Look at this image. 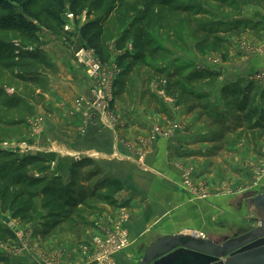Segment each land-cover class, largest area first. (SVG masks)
Listing matches in <instances>:
<instances>
[{
	"label": "rangeland",
	"instance_id": "1",
	"mask_svg": "<svg viewBox=\"0 0 264 264\" xmlns=\"http://www.w3.org/2000/svg\"><path fill=\"white\" fill-rule=\"evenodd\" d=\"M109 12L104 35L109 60L102 64L108 81L117 85L111 90L112 120L93 105L97 85L75 57L86 47L80 27L104 19ZM144 16L151 17L147 31L163 51L140 61L134 59L133 36L124 49L120 42L136 31L133 25H141ZM43 20L38 44L0 31V171L24 167L20 175L62 185L77 203L64 223L44 232L45 212L32 224H24L4 213L0 201V226L12 233L10 239L0 241V264H119L120 256L129 260L133 256L128 253L134 243L125 228L130 202L123 200L121 181L93 158L70 161L63 153L38 152L32 143L40 113L49 117L52 107L48 104L60 96L56 91L62 74L59 62L70 44L75 46L74 62L91 85L92 97L87 100L93 115L101 118L103 114L114 125L119 105L153 111L165 118V124L153 126L152 141L177 139L186 132V119L198 123L199 135L193 144L199 146L187 150L198 155L201 179L195 177L199 165L192 164L183 171L182 184L188 181L189 190L201 201L214 197L225 204L236 202L239 194L246 196L238 203L241 206L232 207L231 217L218 213L215 223H207L206 238L223 244L258 228L261 216L250 210L248 199L257 190L264 192V130L255 128L264 116V64L251 72L252 66L246 63L259 57L264 60V0H152L151 5L147 0H112L101 10L96 9L95 0H87L79 18L64 14L62 22L55 23L43 14ZM36 50L45 57L44 65L22 57ZM241 71L251 74L235 75ZM192 76L194 81L188 82ZM231 90L240 94H229ZM246 95L249 105L239 110ZM114 180L122 186L117 194L112 190ZM102 196H110L113 205L104 203ZM118 210L121 215L114 217ZM115 219L116 227L110 225ZM119 238L128 240L122 249L109 243ZM147 249L144 246L139 256L134 254L132 264H140Z\"/></svg>",
	"mask_w": 264,
	"mask_h": 264
},
{
	"label": "crops",
	"instance_id": "2",
	"mask_svg": "<svg viewBox=\"0 0 264 264\" xmlns=\"http://www.w3.org/2000/svg\"><path fill=\"white\" fill-rule=\"evenodd\" d=\"M70 47L63 50V60L59 62L62 74L56 80V91L60 96L48 104L52 107L49 117H43L44 111L40 113V127L33 134L32 143L38 152L63 153L70 161L93 158L121 181L123 200L130 202V208L125 212L128 216L125 228L134 245L128 253L133 255L132 261L120 256L119 264H132L134 254L139 256L144 246L149 248L163 236L180 233L200 235L207 223L216 222L218 213L222 217H231L232 207L243 201L244 194L236 196L237 203L232 200L225 204L217 203L221 200L214 197L201 201L182 184L183 171L192 164L199 165L196 152H190L195 150H187L199 146L193 144L199 135L198 123L191 118L186 119V132L178 135L177 139L158 137L152 141L149 137L153 126L165 124V118L153 111L137 105H119L114 125L107 122L103 114L101 118L97 117L98 114L93 115L87 100L92 97L91 85L84 80L85 76L72 58L75 46L70 44ZM248 63L252 66L251 72H257L264 60L259 57L248 60ZM244 73L247 76L251 74L241 71L235 75ZM245 164L248 162L242 163L241 167ZM196 167L199 175L195 177L201 179L200 165ZM119 213L118 210L113 216H120ZM116 220L110 225L116 227Z\"/></svg>",
	"mask_w": 264,
	"mask_h": 264
},
{
	"label": "trees",
	"instance_id": "3",
	"mask_svg": "<svg viewBox=\"0 0 264 264\" xmlns=\"http://www.w3.org/2000/svg\"><path fill=\"white\" fill-rule=\"evenodd\" d=\"M109 1L112 0H95L96 9H103L104 5ZM151 1L147 0L150 5ZM40 6H44V12L39 11ZM86 9L87 0H0V11L5 14L0 16V31L15 34L31 44H38L40 42L39 33L45 23L43 14L47 16L49 21L61 23L62 15L67 12H71L75 18H79ZM91 15V12L88 11V19ZM110 15L111 12L107 13V17L102 20L89 21L83 24L79 30L80 37L86 43V46L93 50L104 64L109 60L104 43V35ZM150 19L151 17L144 16L141 19L143 22L141 25H138V27L137 24L133 25L136 31H130L120 42V49H124L129 38L131 36L134 37V59L136 60L145 61L147 58H154L160 50L163 51V47L159 46L156 39L147 31L148 27H150ZM49 29L54 28L49 27ZM22 57L43 65L46 63L45 57L39 50L24 53ZM187 81H194V77H190ZM116 86L114 85V88ZM180 89L184 90L183 85L180 86ZM229 94L237 96L240 92L231 90ZM249 101V95H246L239 110L245 111ZM255 128L264 130V116ZM33 161L40 162V160L36 159ZM22 171H24V167L21 170L13 167L0 171L2 211L11 213L14 219H19L24 224H32L36 220L37 215L43 211L46 213L43 217L44 221H46L44 222V232L51 229L55 230L71 215L70 211L76 206L77 201L69 198V194L62 185L55 182L46 184L47 180L40 178L30 179L23 177L20 175ZM112 186L115 194L122 188L121 183L116 180L112 182ZM102 197L104 203L109 201L113 205L109 198L110 196ZM10 237H12V233L2 229L0 226V241L5 242Z\"/></svg>",
	"mask_w": 264,
	"mask_h": 264
},
{
	"label": "water",
	"instance_id": "4",
	"mask_svg": "<svg viewBox=\"0 0 264 264\" xmlns=\"http://www.w3.org/2000/svg\"><path fill=\"white\" fill-rule=\"evenodd\" d=\"M249 207L261 216L252 232L223 244L197 233L166 235L147 249L140 264H264V192L257 191Z\"/></svg>",
	"mask_w": 264,
	"mask_h": 264
},
{
	"label": "built area",
	"instance_id": "5",
	"mask_svg": "<svg viewBox=\"0 0 264 264\" xmlns=\"http://www.w3.org/2000/svg\"><path fill=\"white\" fill-rule=\"evenodd\" d=\"M65 16L69 19L74 18V15L69 12H67ZM75 57L77 59L79 67L85 71L87 78L94 81L95 85H97L95 86L96 90L93 91V105L95 106V108L102 110V112L108 117L110 114V100H112L113 96L111 90L114 88V84L108 81L104 65L102 64L99 57L96 56L94 51L89 49L87 46L82 47L75 54ZM103 86H105L107 89ZM109 118L111 119L113 117L109 116ZM176 128H178V126H176ZM156 131L159 132L160 130L157 128ZM188 185L189 182L186 181L185 186L187 188H189ZM109 243H114L119 246V249H122L128 244V240L119 238L117 239V241L114 240L110 241Z\"/></svg>",
	"mask_w": 264,
	"mask_h": 264
},
{
	"label": "bare ground",
	"instance_id": "6",
	"mask_svg": "<svg viewBox=\"0 0 264 264\" xmlns=\"http://www.w3.org/2000/svg\"><path fill=\"white\" fill-rule=\"evenodd\" d=\"M260 192H261V191H260ZM249 201H250V200L248 199V204H249Z\"/></svg>",
	"mask_w": 264,
	"mask_h": 264
},
{
	"label": "flooded vegetation",
	"instance_id": "7",
	"mask_svg": "<svg viewBox=\"0 0 264 264\" xmlns=\"http://www.w3.org/2000/svg\"><path fill=\"white\" fill-rule=\"evenodd\" d=\"M247 234V233H246ZM245 235V234H244Z\"/></svg>",
	"mask_w": 264,
	"mask_h": 264
}]
</instances>
